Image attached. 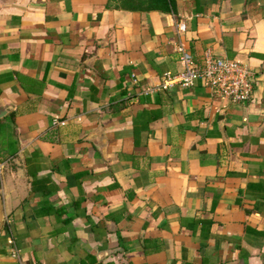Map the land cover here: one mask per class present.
I'll use <instances>...</instances> for the list:
<instances>
[{"label":"crops","instance_id":"crops-1","mask_svg":"<svg viewBox=\"0 0 264 264\" xmlns=\"http://www.w3.org/2000/svg\"><path fill=\"white\" fill-rule=\"evenodd\" d=\"M178 44L251 100L155 90ZM0 104V264H264V0H0Z\"/></svg>","mask_w":264,"mask_h":264},{"label":"built area","instance_id":"built-area-1","mask_svg":"<svg viewBox=\"0 0 264 264\" xmlns=\"http://www.w3.org/2000/svg\"><path fill=\"white\" fill-rule=\"evenodd\" d=\"M175 51L180 70L173 74L165 73L155 90L190 89L202 82L204 89L232 104H244L251 100L256 75L247 65L235 59L219 57L210 50L196 60L181 44L175 47ZM153 91L152 88L146 90ZM64 124L57 119L52 123L53 126Z\"/></svg>","mask_w":264,"mask_h":264},{"label":"trees","instance_id":"trees-1","mask_svg":"<svg viewBox=\"0 0 264 264\" xmlns=\"http://www.w3.org/2000/svg\"><path fill=\"white\" fill-rule=\"evenodd\" d=\"M117 0H109L110 2ZM120 5L113 6L116 9L127 11H159L170 12L174 6V0H118Z\"/></svg>","mask_w":264,"mask_h":264},{"label":"water","instance_id":"water-1","mask_svg":"<svg viewBox=\"0 0 264 264\" xmlns=\"http://www.w3.org/2000/svg\"><path fill=\"white\" fill-rule=\"evenodd\" d=\"M10 108L9 107H3L0 104V120L3 119L4 117L7 116V114L10 112ZM3 224H4V212H3V208H2V201L0 200V232L3 228Z\"/></svg>","mask_w":264,"mask_h":264},{"label":"rangeland","instance_id":"rangeland-1","mask_svg":"<svg viewBox=\"0 0 264 264\" xmlns=\"http://www.w3.org/2000/svg\"><path fill=\"white\" fill-rule=\"evenodd\" d=\"M116 5H120V2L117 0L116 2H110V6H116Z\"/></svg>","mask_w":264,"mask_h":264}]
</instances>
